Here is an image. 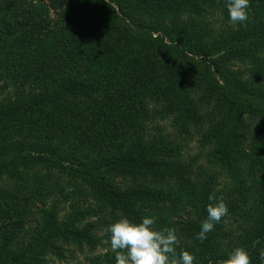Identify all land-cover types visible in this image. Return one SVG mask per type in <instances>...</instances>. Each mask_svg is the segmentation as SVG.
<instances>
[{
	"label": "trees",
	"instance_id": "obj_1",
	"mask_svg": "<svg viewBox=\"0 0 264 264\" xmlns=\"http://www.w3.org/2000/svg\"><path fill=\"white\" fill-rule=\"evenodd\" d=\"M122 216L264 264V0H0V264H115Z\"/></svg>",
	"mask_w": 264,
	"mask_h": 264
},
{
	"label": "clouds",
	"instance_id": "obj_2",
	"mask_svg": "<svg viewBox=\"0 0 264 264\" xmlns=\"http://www.w3.org/2000/svg\"><path fill=\"white\" fill-rule=\"evenodd\" d=\"M259 3V0H257ZM225 7L232 24H246L249 20L251 0H225ZM207 217L201 223L196 239L203 243L207 234L214 231L215 225L227 223L229 211L227 204L215 193L209 195ZM156 217H144L136 223L127 217H121L110 225V247L115 253V264H196V257L188 251L177 252L180 239L175 228H154ZM264 261V251L260 253ZM217 264H252L251 256L243 247H237L227 259Z\"/></svg>",
	"mask_w": 264,
	"mask_h": 264
},
{
	"label": "rangeland",
	"instance_id": "obj_3",
	"mask_svg": "<svg viewBox=\"0 0 264 264\" xmlns=\"http://www.w3.org/2000/svg\"><path fill=\"white\" fill-rule=\"evenodd\" d=\"M160 124L164 126L167 132H171L166 122L164 123L161 122ZM198 153H199V150H198L196 142L195 141L189 142L186 146V151H185L186 156L191 158V157L198 155ZM75 254L76 256L74 257V260H73L74 262L80 263V264H86V261L84 260V257L82 255L78 253H75ZM49 261H50L49 264H75L73 261L59 262L53 258Z\"/></svg>",
	"mask_w": 264,
	"mask_h": 264
}]
</instances>
